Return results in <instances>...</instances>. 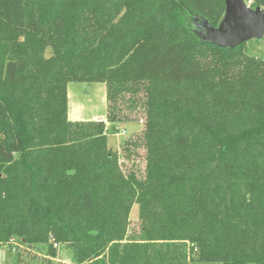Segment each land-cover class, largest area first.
Listing matches in <instances>:
<instances>
[{
    "label": "trees",
    "instance_id": "trees-1",
    "mask_svg": "<svg viewBox=\"0 0 264 264\" xmlns=\"http://www.w3.org/2000/svg\"><path fill=\"white\" fill-rule=\"evenodd\" d=\"M224 11L0 0V246L20 262L15 241L43 245L46 264L60 250L67 264H264V59L190 28ZM72 82L104 84L105 121L68 120ZM134 114L144 167L124 172L107 137Z\"/></svg>",
    "mask_w": 264,
    "mask_h": 264
},
{
    "label": "rangeland",
    "instance_id": "rangeland-1",
    "mask_svg": "<svg viewBox=\"0 0 264 264\" xmlns=\"http://www.w3.org/2000/svg\"><path fill=\"white\" fill-rule=\"evenodd\" d=\"M247 4L251 7V1ZM264 10V7H262ZM248 53L257 58L264 59V35L259 40H251L246 42ZM44 56H50V49L44 50ZM105 86L102 83H68L67 85V99L68 111L67 118L71 122L76 121H105L107 113L105 101ZM128 122L117 123L116 133L109 134L107 137V147L112 151H116L119 156V161L124 172L129 168L143 170L144 167V148L139 144V136L143 128L142 114H134L129 116ZM114 126V125H113ZM106 127L111 125L106 123ZM130 141L136 142L135 147L127 145ZM129 146V147H128ZM128 150L129 156L126 158V151ZM130 225L128 236H132L138 231L140 222V211L137 204L131 208ZM14 246L16 249L22 251L21 261L19 262L18 256L9 248L0 246V264H46L48 257L45 253L43 245H36L33 247H26L15 241ZM71 261V253L68 250H60L56 259H51L50 264H67ZM189 264H217L207 263L191 260Z\"/></svg>",
    "mask_w": 264,
    "mask_h": 264
},
{
    "label": "water",
    "instance_id": "water-1",
    "mask_svg": "<svg viewBox=\"0 0 264 264\" xmlns=\"http://www.w3.org/2000/svg\"><path fill=\"white\" fill-rule=\"evenodd\" d=\"M191 31L202 42L232 49L264 35V10L252 8L244 0H225L224 15L216 27L193 18Z\"/></svg>",
    "mask_w": 264,
    "mask_h": 264
}]
</instances>
